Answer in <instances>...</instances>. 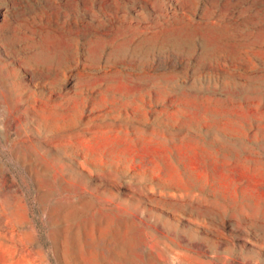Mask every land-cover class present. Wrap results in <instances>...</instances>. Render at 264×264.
<instances>
[{"label":"rangeland","instance_id":"1","mask_svg":"<svg viewBox=\"0 0 264 264\" xmlns=\"http://www.w3.org/2000/svg\"><path fill=\"white\" fill-rule=\"evenodd\" d=\"M0 264H264V0H0Z\"/></svg>","mask_w":264,"mask_h":264}]
</instances>
